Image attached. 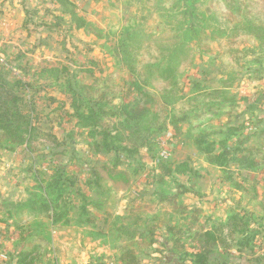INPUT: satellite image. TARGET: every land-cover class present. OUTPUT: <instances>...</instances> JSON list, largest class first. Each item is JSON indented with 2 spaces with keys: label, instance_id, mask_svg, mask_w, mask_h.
Wrapping results in <instances>:
<instances>
[{
  "label": "rangeland",
  "instance_id": "obj_1",
  "mask_svg": "<svg viewBox=\"0 0 264 264\" xmlns=\"http://www.w3.org/2000/svg\"><path fill=\"white\" fill-rule=\"evenodd\" d=\"M68 2L67 9L86 22L83 28L77 29V23L72 22L57 0H0V75H4L11 85L18 81L26 85L27 88L21 91L25 102H32L41 117H48V126L53 125V132L62 143L52 151L43 148L41 143L30 147L14 146L0 139V255H5L7 264H11L21 251L31 249L44 239L43 253L46 257L36 264H85L80 261L81 255L78 257L79 245L101 237L110 246L124 239L128 242L127 246L142 257L149 251L146 246L151 240L149 235L147 238L148 224L163 231L165 226L178 225L182 229L184 249H176L175 254L171 253L172 249L163 251L159 247V250L169 263H173V258L182 257L189 261L187 264H191L193 259L186 253L195 254L199 249L209 248L204 243V233L221 224L219 218H224L226 208L234 207L253 214L251 226L260 232L255 234V246L260 254L249 257V253L233 249L234 258H229L222 249L212 247L214 253L212 251L211 258H226L230 264H264V172L246 173L232 164L221 171L207 166L210 163L207 155L187 145L188 132H191L193 123L184 119L185 113L194 114L195 109L192 108L206 104L213 106L195 125L212 122L207 131L212 133L210 139L219 144L225 138L221 132H227V125L233 124L235 117L240 116L244 126L237 124L240 125L239 132L255 135L239 141L245 142L244 147H255L264 152V37L246 35L233 40L236 41L234 44L222 40L201 44L198 39L202 32L211 37L213 31L227 30L230 34L236 27L245 34L242 28L249 25L248 20L243 19L245 11L252 8L253 14H261L260 20L264 22L263 0ZM238 12L243 18L233 21L232 15L236 17ZM197 13L202 15L199 20ZM194 23L200 26L197 34L189 32ZM163 34L178 37L193 50V64L187 68L183 80L198 79L200 85H186L180 95L194 97L201 92L209 94L213 91L221 94L206 99L197 98L193 107L178 103L175 108H170L169 120L175 122L169 127L172 132H164L157 137L158 141H162L171 136L168 147L164 149L156 146L158 141L156 147L142 145L148 133H137L123 118L106 117V127L121 132L123 143H118V146L127 145L129 150H137L134 155L122 153L119 158L121 164L118 170L126 172L129 181L113 180L112 173L103 165L113 168L117 156L113 153L95 155L87 130L81 129L75 118L66 116V112H72L67 79L71 74L94 88H101L106 82L119 86V96L114 102L120 103L128 91V82L133 80L124 56L129 49L127 46H132L136 54V48L146 45L147 40L143 39ZM133 37L138 40H132ZM228 49H237L240 54L236 61L223 63V50ZM44 67L60 68L61 72L58 75H43L40 70ZM64 68L66 71L62 70ZM147 90L157 97V103L153 105L155 111H162L157 109V104L160 107L164 105L160 98L162 95L151 86ZM46 119L43 118L44 121ZM163 152L169 157H163ZM91 160L96 164L89 162ZM180 164L182 166L179 167ZM55 166H66L68 172L77 176L79 181L74 188L81 189L86 197H90L88 192L92 191L97 196L90 197L88 202L87 218L92 223L83 224L86 217L78 220V209L70 212L68 225H63L67 217L53 226L51 221L39 217L37 208L40 198H46L45 189L49 190L48 184H41L40 181L52 176ZM94 167L104 180L99 185L101 194L91 187L89 189L86 184L91 176L89 171ZM237 182L246 189L238 188ZM252 182L255 188L251 187ZM143 187L148 191L145 194L140 193ZM136 188L139 191H134ZM69 190L63 186L59 192L66 195ZM139 193L147 199L137 203L138 206L132 209L137 210L136 213H131L125 222L119 215L124 214L125 204L131 198H138ZM56 194H52L50 200L55 201ZM72 197L69 201L73 204L79 206L83 203L81 199ZM33 202L39 206H32ZM101 211L106 212L105 217L99 216L103 214ZM95 222L96 226H92ZM16 223L28 225L26 230L32 227L40 237H32L29 233L21 237L14 229ZM55 227L63 229L57 236L53 233ZM93 227V232L86 231V228ZM189 228L192 232L185 237L184 233ZM158 234L154 240L168 242L171 239H168L167 232L162 233L166 237L161 232ZM139 236L140 239L135 240ZM134 240L142 244L136 245ZM169 244L172 246L173 242L169 241ZM117 253L118 257L107 264H117L116 260L120 258V253ZM89 259L86 257L84 261Z\"/></svg>",
  "mask_w": 264,
  "mask_h": 264
},
{
  "label": "trees",
  "instance_id": "obj_2",
  "mask_svg": "<svg viewBox=\"0 0 264 264\" xmlns=\"http://www.w3.org/2000/svg\"><path fill=\"white\" fill-rule=\"evenodd\" d=\"M57 1L65 8V12L71 17L72 22L77 23V29L86 26V22L83 19L74 14L73 11L67 9L69 5L68 0ZM245 12L244 18L241 17L240 12L235 13L236 17L232 15L233 21L235 18L248 20L249 25L245 29L242 28L243 31H246L245 34L241 30H237L239 27L234 28L230 34L227 33V30L222 32L213 31L211 32V37L205 36V33L202 32L203 35L198 37L199 42L203 44L212 40L211 43L214 44L222 40L234 44L236 41L233 40L242 39L246 35L264 37V22L260 20L261 14H253L252 8ZM200 18H202V15L197 13V20ZM198 27L200 26L194 23L189 32L196 33L200 30ZM132 40L137 41L138 39L137 37H133ZM143 40H147L146 45L136 48V54L132 46H127L129 49L124 52L125 60L128 61L127 67L133 80L128 82L127 86L129 88L125 92L122 102H114L117 96H119V86L106 82L101 88H94L88 84H83L78 80L77 76H71V74H69L71 77L69 76L67 79L69 94L71 96L70 109L72 112H66V116L71 119L75 118L78 126L83 130H87L88 137L92 139L90 144L94 149L93 153L95 155L113 153L117 156L113 168H109L107 164L103 165L105 169L112 173L111 179L113 180L124 179L125 181H129L128 174L123 170H118L121 164L119 158L122 153H133L134 155L137 153V150H129L127 145L118 146V143H123L121 132L116 128L106 127V117L123 118L124 122L137 133H148V136L142 141V145L152 148L153 146L155 147L158 141L157 137H160L164 132H170L169 127L175 124V122L169 120L170 108H175L178 103L185 107H193L192 105L197 103V98L206 99L212 97L214 94H221L219 91H213L209 94L201 92L194 97H189L186 94L180 95V93H184L186 85H194V87H199L200 85L198 79L192 80L187 78L183 80L186 77L187 68L193 64V57L191 55L193 50L187 42L179 40L174 35L148 36L147 39ZM188 40L190 39L188 38ZM139 52L142 54H139ZM239 54L240 52L237 49L223 50L222 61L223 63L230 60L236 61ZM62 70L66 71L65 68ZM40 72L43 75H58L61 70L60 68L44 67ZM60 80L62 79L60 78ZM149 86L157 89L159 95H162L160 98L161 102H164V105L160 107L157 104V109L162 110L160 112H156L153 107L157 103V97L147 90ZM26 88V85L21 81L11 85L4 75H0V139H5L8 144L14 146L26 145L30 147L31 145L41 143L43 148L46 147L55 151L62 143H60L58 137L54 134L53 125L48 126V117H41L32 102H25L21 91ZM126 98L128 100H125ZM212 107L207 104L205 106H197L196 108H192L195 109L194 114H184V119L190 120L193 123L190 127L191 132H189L187 145L195 147L206 154L215 165L221 167L223 170L232 164L241 171H246V173H250L251 171L264 172L262 171L264 170V152L255 147H244L245 142L239 141L242 138L249 139L251 135H255V133L246 135L244 134L245 132H239V126H244L242 117H235V122L227 125L228 128L225 130L227 132H221L225 138L224 140H220L219 144L210 139L212 133L207 131L211 128L212 122L195 125L197 120L199 121L202 117L206 116ZM44 117L47 118L45 121L43 120ZM233 125H237L238 127H233ZM112 133H115L114 136H112ZM233 139L235 140L233 141ZM130 157L132 156L130 155ZM89 162L96 164L92 160ZM55 167L56 171L52 176L40 181L41 184L45 183L44 185H46L47 183L49 186L47 188L49 189L48 191L45 189L48 192H45L46 198H40V206L37 202L32 203V206H39L37 208V211L41 215L39 217H44L48 221H51V226L59 223L62 218L67 217L68 220L63 225H68L71 221L70 212L78 209L80 211L78 220L86 217V220H83V224L92 223L93 221L87 218L89 215L88 202L91 201V198L86 197L81 189L74 188L79 178L68 172L66 166ZM95 167L89 171L91 176L86 181V184L88 188L91 187L94 191L99 192L98 194H101L99 185L104 180L100 173L95 170ZM63 186H67L70 189L66 195L64 192H59ZM237 186L238 188L246 189L243 184L238 182ZM251 187L255 188L253 185ZM54 193L58 194H56V200L52 201L50 200V196ZM71 195L77 200L81 199L83 203L79 206L73 204L69 201ZM136 211L132 210V214L134 215ZM252 217L247 211L232 207L230 215L225 222L214 226L212 230L204 233V243L209 248L199 249L195 254L186 253V256H190L193 259L192 264H230L226 258H211V255L214 253L212 247L222 249L229 258H234L232 254L233 249H238L241 253H254L256 251L255 241L257 239L255 234H260V232L251 226ZM26 226L28 225L24 223H16L14 229L23 238L25 233H29L32 237H40V234L35 232L36 230L32 229V227L29 226L26 230ZM146 228L148 232L147 238L149 236L151 238L146 243L148 249H151L154 244L158 243L163 251H168L167 246L169 241L173 242L171 253H174L176 249H184L185 246L181 242V235L183 233L178 225L165 226L164 231L160 230L158 226H149V224ZM186 231L185 235L192 232V229L189 228ZM158 232H161V235L163 232H167L168 239L169 237L171 239L168 242L159 243L158 240H154L155 236L159 235ZM185 237H188V235ZM44 243H46V240L41 239L38 245L29 250L21 251L16 257V264L41 263L46 257V254L43 253ZM117 250L120 253L119 261L122 264H138L137 255L132 250V247L121 245L118 246ZM179 261L180 264H186V260L182 257L179 258Z\"/></svg>",
  "mask_w": 264,
  "mask_h": 264
},
{
  "label": "crops",
  "instance_id": "obj_3",
  "mask_svg": "<svg viewBox=\"0 0 264 264\" xmlns=\"http://www.w3.org/2000/svg\"><path fill=\"white\" fill-rule=\"evenodd\" d=\"M188 136H189V132H188ZM188 138V137H187ZM192 148H194V147H192ZM208 159V162H210V163H212V165L209 163V164H207V166L209 165V166H212L213 168H215L216 170H223L221 167H219V166H217V165H215L212 161H211V159L208 157L207 158ZM181 165V164H180ZM223 180L221 179V182H222ZM248 181H249V179H248ZM153 183V182H152ZM182 183V182H181ZM146 184V183H145ZM145 184L143 185V186H145ZM149 184V181L147 182V184H146V187H147V185ZM252 185L253 186H255V184H253V182H252ZM148 188V187H147ZM147 188H145V187H143L142 188V190L140 191V193L141 192H143V194H145V191L147 190ZM134 191H139L137 188H136V190H134ZM146 192H148V191H146ZM137 194V197L138 198H131V200H129L126 204H125V209H124V214H122V215H119L120 217H122L124 220H125V222H126V219H128L129 218V216L131 215V213H132V209L136 206H138L137 205V203L139 202V201H141V203L144 201V200H146L147 198H145V197H141V194ZM28 194V193H27ZM88 194L90 195V197H95L96 195H95V193L92 191V193H90V192H88ZM142 194V195H143ZM97 197V196H96ZM138 199V200H137ZM207 199V198H206ZM134 205V206H133ZM102 212V211H101ZM230 212H231V208H226V211H225V216H224V218H222V219H220L219 218V220L221 221V223L222 222H225L226 220H227V218L229 217V215H230ZM103 214L102 215H99V216H106V212L105 211H103L102 212ZM252 216H253V214H251ZM100 221V220H99ZM125 226H128V224L127 223H125L124 224ZM92 226H96V222L92 225ZM131 228H138V227H134V226H131V225H129ZM94 227L93 228H86V231H88V233H91V232H93L94 230ZM104 229V228H103ZM60 230H63V229H60V228H54V231H53V233L57 236V234L58 233H60ZM128 230V229H127ZM145 231H143V233H144ZM133 233H136L134 230H133ZM55 235H54V237H55ZM57 238V237H56ZM138 239H140V236L139 237H137L135 240H138ZM134 240V241H135ZM159 243L161 242V240H159L158 241ZM135 243H136V245H140V244H142V242L141 241H139V242H137V241H135ZM127 244H128V242L126 241V240H124V239H121V241L120 242H118L117 244H115V245H106V241L105 240H101V237H99L98 239H94V240H90V241H88V242H81V244L79 245V255H78V257H80V255H81V262L82 263H85V264H107L108 262H110V261H112V260H114V258H117L118 257V253H117V248H118V246H121V245H123V246H127ZM159 245H158V243H156V244H154L153 245V247L151 248V249H148L149 251H147L146 252V254H145V256H142V257H140L138 254H137V259H138V264H180L179 262V258H173L174 259V261H173V263H169V262H167V261H165V259H164V256H163V254L164 253H161V250H159ZM172 247H173V245L171 246L170 244L167 246V249H172ZM19 250V249H18ZM256 251L254 252V253H249V257L250 256H255V253L256 254H260V253H258L257 252V248L255 249ZM112 251V252H111ZM114 252V253H113ZM12 253H15V251L14 252H12ZM17 253V252H16ZM87 253V254H86ZM175 254V253H174ZM234 255V254H233ZM78 257H77V259H76V262H78ZM83 257V258H82ZM86 257H89L90 259L88 260V261H84V259L86 258ZM120 257V256H119ZM119 259V258H118ZM250 259V261H251V258H249ZM186 260V259H185ZM190 260H191V258H190ZM258 260V259H257ZM192 261V260H191ZM190 261V262H191ZM116 262H117V264H122L119 260H116ZM252 262H254V261H252ZM187 263H189V261L187 260L186 261V264ZM11 264H16V256H15V259L11 262ZM191 264H192V262H191Z\"/></svg>",
  "mask_w": 264,
  "mask_h": 264
},
{
  "label": "built area",
  "instance_id": "obj_4",
  "mask_svg": "<svg viewBox=\"0 0 264 264\" xmlns=\"http://www.w3.org/2000/svg\"><path fill=\"white\" fill-rule=\"evenodd\" d=\"M170 138H171V136H168L166 139H163L162 141L159 140L156 146H159V147H161L163 149L165 147H168V144L167 143L170 142ZM162 156L165 157V158H168L169 157L168 155L164 154V152L162 153ZM6 260L7 259H6V256L5 255H0V264L6 262Z\"/></svg>",
  "mask_w": 264,
  "mask_h": 264
}]
</instances>
